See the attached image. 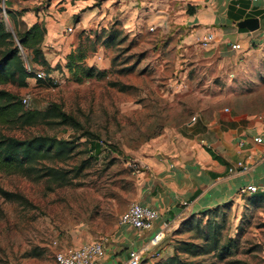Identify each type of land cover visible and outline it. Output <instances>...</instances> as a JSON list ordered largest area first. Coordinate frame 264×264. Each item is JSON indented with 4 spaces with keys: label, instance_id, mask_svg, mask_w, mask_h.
I'll return each instance as SVG.
<instances>
[{
    "label": "rangeland",
    "instance_id": "obj_1",
    "mask_svg": "<svg viewBox=\"0 0 264 264\" xmlns=\"http://www.w3.org/2000/svg\"><path fill=\"white\" fill-rule=\"evenodd\" d=\"M151 1L0 0V18L14 34L21 21H40L60 27L54 37L67 42L66 50L55 48L56 39L43 44L53 63L45 80L32 76L27 87H2L27 98L26 108L56 105L69 118L11 133L54 136L76 145L71 156L47 163L67 170L65 185L0 171V264H57L61 248L114 242L122 213L138 202L142 190V168L138 172L133 165L140 166L160 135L201 112H264V45L227 63L207 61L202 46L186 50L174 34L175 21H159V3ZM96 13L105 14L103 20ZM79 45L82 65L105 70L106 76L78 82L65 67L67 58L57 60ZM20 54L27 68L42 69L28 49ZM101 139L103 152L94 157L89 149ZM217 232L218 244L207 252ZM169 241L170 254L148 264L165 262L175 250L194 264H264V196H242L191 214ZM188 244L197 246V254L184 249Z\"/></svg>",
    "mask_w": 264,
    "mask_h": 264
},
{
    "label": "crops",
    "instance_id": "obj_2",
    "mask_svg": "<svg viewBox=\"0 0 264 264\" xmlns=\"http://www.w3.org/2000/svg\"><path fill=\"white\" fill-rule=\"evenodd\" d=\"M134 1L144 4L147 0ZM157 1L159 21H175L174 34L186 50L190 45L201 46L199 39L204 34L215 35L214 41L205 48L207 61L219 58L220 62L227 63L226 59L264 45V0H152L150 4L155 6ZM104 15L96 13V18L103 20ZM249 17L259 18L258 30L251 32L238 26L239 21ZM46 27L43 44L56 39L55 48L66 50L64 36L54 37L60 27L50 28L47 24ZM235 43L239 49L232 48ZM68 53L63 51L57 60L66 62ZM263 113L231 116L201 112L178 129L166 130L160 135L139 159L142 190L138 202L158 210L155 226L140 231L121 225L115 241L104 243L105 255L97 264H127L129 252L147 245L164 225L168 231L157 250L158 256L147 257L143 264L166 257L172 250L169 237L189 215L251 195L242 193L248 185H257L256 193L264 195V143L253 141V137L264 134V120L260 118ZM240 141H245V146H240ZM239 161L244 166H238Z\"/></svg>",
    "mask_w": 264,
    "mask_h": 264
},
{
    "label": "trees",
    "instance_id": "obj_3",
    "mask_svg": "<svg viewBox=\"0 0 264 264\" xmlns=\"http://www.w3.org/2000/svg\"><path fill=\"white\" fill-rule=\"evenodd\" d=\"M46 34L47 27L44 22L36 21L31 26H27L24 21H21L16 24L14 34L7 29L5 22L0 18V171L20 174L32 180L47 179L62 186L69 182L67 170L47 163L64 160L71 156L76 149L74 141L43 134L22 138L11 132L38 124L57 123L56 118L66 121L69 117L56 105L46 110L26 108L19 94L2 87L7 84L27 87L28 79L33 76L27 70L20 54L21 48L28 49L32 55V61L41 65L42 70L50 75L52 66L43 50ZM84 58L85 54L80 45L67 55L65 67L76 81L82 82L84 79L106 76L105 70L82 65L81 62ZM48 78L50 79V76ZM38 80L42 82L45 79ZM104 145L105 141L101 139L94 142L89 150L96 157L102 154ZM218 233L211 235V244L213 245L207 252L216 248ZM196 247L193 244H188L184 249L195 255L197 254ZM159 264L194 263L184 261L179 252L175 250L173 256L167 257L165 262Z\"/></svg>",
    "mask_w": 264,
    "mask_h": 264
},
{
    "label": "built area",
    "instance_id": "obj_4",
    "mask_svg": "<svg viewBox=\"0 0 264 264\" xmlns=\"http://www.w3.org/2000/svg\"><path fill=\"white\" fill-rule=\"evenodd\" d=\"M256 1V0H251ZM73 28L70 27L69 31ZM215 35L213 33H206L199 39V43L203 48H207L214 41ZM233 49L238 48V44L232 45ZM36 79H45L46 73L44 70H35L27 68ZM22 102L25 106L28 105L27 98H23ZM264 120V113L260 115ZM195 119V117L193 118ZM255 143H264V134L253 137ZM103 143V141H101ZM240 146H245V141L239 142ZM134 169L140 171V166L134 163ZM238 166H244L242 161L238 162ZM233 171V169H231ZM259 191L257 185H248L242 189V193L253 194ZM159 216L157 209L142 204L141 202H132L128 208L122 213L120 217L121 225H128L140 231L151 230L155 226V222ZM168 226L164 225L158 229L148 244L141 249H133L129 252L127 264H143V261L149 258L158 256V248L167 236ZM105 255V246L101 241H87L80 244H75L59 249L55 254L57 264H97L98 261Z\"/></svg>",
    "mask_w": 264,
    "mask_h": 264
},
{
    "label": "water",
    "instance_id": "obj_5",
    "mask_svg": "<svg viewBox=\"0 0 264 264\" xmlns=\"http://www.w3.org/2000/svg\"><path fill=\"white\" fill-rule=\"evenodd\" d=\"M238 26L241 28H247L252 32L260 28V20L258 17H249L239 21Z\"/></svg>",
    "mask_w": 264,
    "mask_h": 264
}]
</instances>
